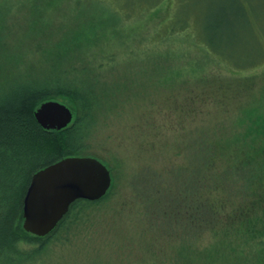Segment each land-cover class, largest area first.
Listing matches in <instances>:
<instances>
[{"label":"rangeland","instance_id":"374dc122","mask_svg":"<svg viewBox=\"0 0 264 264\" xmlns=\"http://www.w3.org/2000/svg\"><path fill=\"white\" fill-rule=\"evenodd\" d=\"M233 3L242 6L247 20L226 21L224 43H217L232 63L207 59L201 79L174 82L172 76L165 88L155 79L156 72L153 79L128 78L120 86L121 95L95 125L90 150L84 153L111 171L110 199L87 208L83 217L90 219L82 223L80 235L68 234L66 239L59 234V241L52 240L48 250L28 264H174L188 238L197 231L208 232L222 219L224 229L233 233L232 242L225 245H245L252 255H259L256 247H249L264 245V170L257 164L260 157L264 161L263 138L257 130V123L264 125V0H164L152 20L181 23L189 16L202 43L213 40V24L234 8ZM32 4L0 0V22L4 9L14 7L8 18L14 36L5 50L16 52L26 38ZM139 24L132 22L129 30L136 32ZM184 40L177 38L175 53L188 50ZM144 46L147 56L168 62L162 49ZM133 47L143 46L137 42ZM122 51L118 70H132L136 61ZM200 52L178 56L172 60L174 67H195ZM6 59L1 49L0 75L14 77L16 70L9 62L4 68ZM163 71L164 76L174 74Z\"/></svg>","mask_w":264,"mask_h":264},{"label":"trees","instance_id":"16d2710c","mask_svg":"<svg viewBox=\"0 0 264 264\" xmlns=\"http://www.w3.org/2000/svg\"><path fill=\"white\" fill-rule=\"evenodd\" d=\"M12 1L26 3L28 0H10V3ZM29 1L33 2L28 11L32 19L25 23L23 35L26 38L19 41L22 44L16 52L4 49L8 39L14 36L13 26L9 28L8 25L9 14L14 7L4 9L0 22V50L4 58L7 57L2 60L4 68L9 62L16 70L14 77L5 72L0 75V264H28L47 251L52 240L59 241V234L66 239L68 234H73V237L80 235L82 223L90 219L89 216L83 217L87 208L101 206L110 199L109 193L99 202L77 201L58 227L46 237H36L23 228L24 198L32 177L64 159L88 153L95 125L115 106L122 93L120 86L126 79L140 81V78L146 80L149 77V80L156 72L155 79H160L158 82L163 88L166 83L171 85L173 80L201 79L209 65L205 60L221 65L232 63L218 45L220 42L223 45L227 35L224 29L226 21L230 23L232 19L244 23L247 20L242 6L233 3L234 8L213 24L211 36L214 41L201 43L194 33L196 28L189 25V16L181 23L172 19L152 20V14H156L164 0ZM132 22H140L141 30H129L128 25ZM178 37L190 45L184 53H175L174 43L178 42ZM137 42L143 50L141 47L140 50L134 49L133 44ZM148 43L156 45L155 49H162V56L168 62L147 56L144 45ZM122 50H129L128 54ZM34 51L40 56H36ZM121 51L128 59L136 61L132 70H118ZM188 51H201L199 63L191 68L174 67L172 60L178 56L187 57ZM229 67L231 64L224 68L229 70ZM165 68L174 74L164 76ZM172 76H175L173 80ZM129 89L126 88L125 92ZM49 101H57L70 108L74 120L69 127L60 131L45 130L38 124L35 114L42 104ZM257 125L258 136L264 143V125ZM250 163L253 164L252 160ZM257 164L264 170L261 157ZM200 220L206 219L202 217ZM217 221L219 226L213 223L208 232L197 231L193 239L188 238L187 243L180 247L179 255L176 254L179 262L174 264H188L189 261L194 264H264L263 244L249 247H256L260 252L257 256L252 255L245 245L243 249L230 248L225 244L232 242V230L224 229L225 220ZM260 239L264 243V233ZM241 241L244 243L242 237Z\"/></svg>","mask_w":264,"mask_h":264},{"label":"water","instance_id":"95a60500","mask_svg":"<svg viewBox=\"0 0 264 264\" xmlns=\"http://www.w3.org/2000/svg\"><path fill=\"white\" fill-rule=\"evenodd\" d=\"M45 130H63L73 122L74 115L65 105L49 101L35 114ZM112 187L109 169L91 157H72L55 163L38 173L24 198L23 228L36 237L50 235L79 200L97 202Z\"/></svg>","mask_w":264,"mask_h":264}]
</instances>
